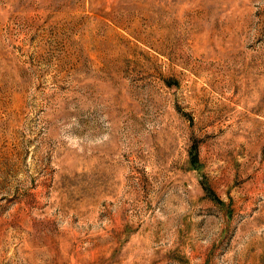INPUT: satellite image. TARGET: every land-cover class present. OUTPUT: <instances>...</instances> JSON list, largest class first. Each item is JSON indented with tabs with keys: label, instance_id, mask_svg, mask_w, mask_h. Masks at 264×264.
Listing matches in <instances>:
<instances>
[{
	"label": "rangeland",
	"instance_id": "obj_1",
	"mask_svg": "<svg viewBox=\"0 0 264 264\" xmlns=\"http://www.w3.org/2000/svg\"><path fill=\"white\" fill-rule=\"evenodd\" d=\"M0 264H264V0H0Z\"/></svg>",
	"mask_w": 264,
	"mask_h": 264
}]
</instances>
